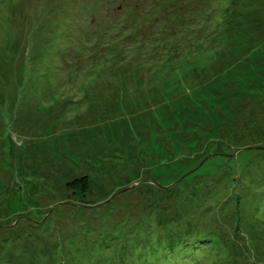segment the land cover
Masks as SVG:
<instances>
[{
  "label": "rangeland",
  "instance_id": "obj_1",
  "mask_svg": "<svg viewBox=\"0 0 264 264\" xmlns=\"http://www.w3.org/2000/svg\"><path fill=\"white\" fill-rule=\"evenodd\" d=\"M120 1L0 0V264H264V0Z\"/></svg>",
  "mask_w": 264,
  "mask_h": 264
},
{
  "label": "trees",
  "instance_id": "obj_2",
  "mask_svg": "<svg viewBox=\"0 0 264 264\" xmlns=\"http://www.w3.org/2000/svg\"><path fill=\"white\" fill-rule=\"evenodd\" d=\"M123 0L120 1V6H119V3L112 6V11H114L117 7H119L120 9H122L123 7H125L124 5L121 4ZM129 1V0H126V2ZM144 3L142 5V12L144 14H147L148 12H152L154 11L153 8H162V5L160 2H158L157 0L155 1H148V0H143ZM136 2V1H135ZM134 0H132L130 3H129V7H126V9L129 11L127 14H125V17L124 14H118L119 16H117V18H120L122 20H129L131 19V16L137 11V8H138V5L137 3L135 4ZM153 2V3H152ZM154 5V7H150ZM106 8H107V11L110 12L111 11V5L109 6V4L106 5ZM94 17V16H93ZM126 18V19H124ZM126 22V21H124ZM128 22V21H127ZM130 24V23H129ZM133 27V28H132ZM131 28L133 30H135L136 32L138 31V28L137 27V24L133 25ZM140 29V28H139ZM159 167L156 166V168H159V169H166L165 166L161 163H159ZM66 188L67 190L69 191H72L73 193H77V194H81L83 197L88 193V190H89V180H88V177L86 176H82V177H79V178H74L73 180H71L70 182L67 183L66 185Z\"/></svg>",
  "mask_w": 264,
  "mask_h": 264
}]
</instances>
